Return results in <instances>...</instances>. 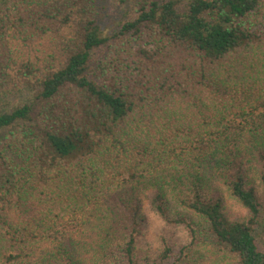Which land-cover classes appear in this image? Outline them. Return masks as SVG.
I'll list each match as a JSON object with an SVG mask.
<instances>
[{
    "label": "trees",
    "instance_id": "16d2710c",
    "mask_svg": "<svg viewBox=\"0 0 264 264\" xmlns=\"http://www.w3.org/2000/svg\"><path fill=\"white\" fill-rule=\"evenodd\" d=\"M106 2L0 0V264H264V0Z\"/></svg>",
    "mask_w": 264,
    "mask_h": 264
},
{
    "label": "rangeland",
    "instance_id": "374dc122",
    "mask_svg": "<svg viewBox=\"0 0 264 264\" xmlns=\"http://www.w3.org/2000/svg\"><path fill=\"white\" fill-rule=\"evenodd\" d=\"M101 14L102 17L99 19L100 24L106 27L107 31H114L119 22L134 16V10L131 2L120 3L118 0H107L106 7L101 11ZM27 91V89H23L8 94L5 99L9 102V106L26 100L28 97ZM62 208L61 205H58L56 211L61 212ZM145 208L147 214L144 226L147 229L148 243L158 246L161 244V237H164L166 238V242H173V247L179 250L180 245L187 241L188 231L181 226H169L163 223L147 206ZM201 252L205 253L204 260L198 259L193 264H210V261H212L211 256H209L206 250H202ZM193 257H196V253Z\"/></svg>",
    "mask_w": 264,
    "mask_h": 264
}]
</instances>
